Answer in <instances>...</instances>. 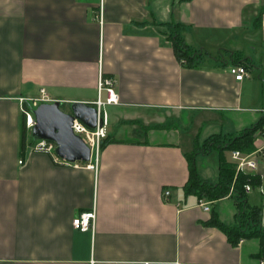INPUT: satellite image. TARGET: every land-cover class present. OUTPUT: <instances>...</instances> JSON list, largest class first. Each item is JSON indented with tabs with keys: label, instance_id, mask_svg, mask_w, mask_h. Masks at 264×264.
I'll use <instances>...</instances> for the list:
<instances>
[{
	"label": "crops",
	"instance_id": "crops-1",
	"mask_svg": "<svg viewBox=\"0 0 264 264\" xmlns=\"http://www.w3.org/2000/svg\"><path fill=\"white\" fill-rule=\"evenodd\" d=\"M170 21L200 52L197 66L176 59L158 26ZM237 59L249 73L241 82L229 73ZM100 75L116 79L118 103L101 109L107 126L114 118L133 132L185 116L198 138L239 134L264 114V0H0V264H259L257 239L233 245L208 224L215 212L237 225L235 201L233 221L223 215L231 197L202 200L205 212L184 196L177 127L141 142L106 126L121 143L99 152L96 169L21 146L22 105L43 90L64 112L95 109ZM253 174L264 189V161ZM245 195L264 211L256 189ZM93 209L94 228L75 230L72 219Z\"/></svg>",
	"mask_w": 264,
	"mask_h": 264
},
{
	"label": "trees",
	"instance_id": "trees-1",
	"mask_svg": "<svg viewBox=\"0 0 264 264\" xmlns=\"http://www.w3.org/2000/svg\"><path fill=\"white\" fill-rule=\"evenodd\" d=\"M162 27L163 33L171 43L174 55L176 59L186 67H195L198 64L199 59L202 57L200 52L189 47L183 37L182 32L184 26L175 23L174 21L158 24ZM239 64V59L235 61ZM23 115V114H22ZM166 125H156L151 128H140L133 130V138L137 140L142 137L141 133L146 137L149 130H163L166 129ZM170 129L169 127H167ZM264 132V117H261L253 126L242 130L238 135H220L215 134L206 138L201 145V153L204 155L215 151L218 154V175L217 181L214 184L203 181L197 174V169L194 162V156H187L188 162V179L183 186L184 196H195L198 200H206L208 202H216L226 197H231L236 203L237 212L235 219L237 225L229 226L221 222L217 213L213 212L208 222L210 226L218 228L227 237L228 241L236 245L240 240L255 238L259 241L260 250L257 254V259L264 257V230L251 228L257 227L260 224L261 209L256 207H249L246 204L244 193V186L251 185L256 187L259 185V178L253 174L246 175L239 173L236 175L235 167L225 159L224 153L230 151H240L242 153H251L255 150V140L257 134ZM31 135V133H30ZM141 142H146V139ZM26 141V129L24 115L21 124V146L25 147ZM110 143H121V141L114 139L113 137H107L100 143L99 151H101L106 145ZM198 143L196 144V146ZM84 164V163H83ZM232 188V193L230 189ZM250 228L248 233L243 231V228Z\"/></svg>",
	"mask_w": 264,
	"mask_h": 264
},
{
	"label": "built area",
	"instance_id": "built-area-1",
	"mask_svg": "<svg viewBox=\"0 0 264 264\" xmlns=\"http://www.w3.org/2000/svg\"><path fill=\"white\" fill-rule=\"evenodd\" d=\"M183 63V62H182ZM229 73L234 77L236 82H241L245 78L249 77V73L247 67L242 64L231 65L229 68ZM116 88V79L109 76L100 75L98 77L97 82V100L94 103L95 110L97 113V122L95 129H90L86 127L83 123L78 120H74L72 124L73 133L79 136L85 145L90 148L91 151V158H93V163H88L87 168L89 169H96V164L98 161L99 156V148L100 143L103 139L107 137V130H106V120L104 116V112L101 111L103 107L109 105H116L118 103V95L115 91ZM104 93L106 95L105 99L101 98V94ZM49 99L43 90L40 91V97L37 99H33L28 101L27 110H25L26 105H22L21 112L25 116V128L28 131H31L35 125V120L32 114V111L38 106H35V102H39V105L42 103H49ZM32 105L35 108H32ZM257 137L260 140V144L255 148V150L251 153H242L240 151H230L229 153V161L235 167L236 175L239 173L251 175L256 172L258 168V164L261 161H264V133L257 134ZM32 152H40L46 153L51 155L57 162H60L64 165H74L78 167L77 163H69L64 160L59 159L54 154L55 145L51 142H47L44 140H37L32 141V145L28 146ZM22 164V161L18 162ZM83 164V163H82ZM86 164V163H84ZM255 175V174H253ZM254 189L258 191L260 196L264 200V189L260 186L252 187L251 185L244 186V193L249 194ZM230 193H232V188L230 189ZM164 196H169V191H164ZM199 204L202 206L205 212L209 211V203L203 202L199 200ZM94 221H95V212L94 209L89 212H84L78 214L76 217L72 219V227L75 230L80 232H86L92 230L94 228ZM239 242H242L240 240ZM143 264H152V263H143ZM259 264H264L263 260L259 261Z\"/></svg>",
	"mask_w": 264,
	"mask_h": 264
},
{
	"label": "water",
	"instance_id": "water-1",
	"mask_svg": "<svg viewBox=\"0 0 264 264\" xmlns=\"http://www.w3.org/2000/svg\"><path fill=\"white\" fill-rule=\"evenodd\" d=\"M35 125L31 130L33 141L44 140L55 145L54 154L69 163H87L91 159L90 148L72 130L74 120L95 129L96 110L87 105L73 103L70 112H64L59 102L42 103L32 111Z\"/></svg>",
	"mask_w": 264,
	"mask_h": 264
},
{
	"label": "rangeland",
	"instance_id": "rangeland-1",
	"mask_svg": "<svg viewBox=\"0 0 264 264\" xmlns=\"http://www.w3.org/2000/svg\"><path fill=\"white\" fill-rule=\"evenodd\" d=\"M190 43L193 46L195 45L193 42H190ZM209 56L216 57V56H218V53L213 50L212 52H210ZM39 97H37V98H39ZM37 98H35V99H37ZM29 101H31V99ZM35 104H36L35 106H37V105H39V102H35ZM35 106L32 105V108H35ZM27 109L28 108L26 105L25 110H27ZM107 111H108V109H107ZM262 115H263L262 117H264V114H262ZM187 119L188 118H186L185 116L184 117L182 116V118H181L182 122H179V120H178V122H176L175 124L174 123L173 124L167 123L165 125L169 128L177 127L180 130L182 136H184L183 137L184 142H183L182 147H183L184 151H186L187 156L191 157L193 153H195V152L197 153L194 156V162H195V166H196L197 174H198L199 178L203 181H207L208 183L214 184L215 181H217L216 179H217V175H218V162H219L218 154L215 151H212L206 155L201 153L202 150L200 151V149H201V145H202V143L206 137L205 136L206 132L200 131V135L198 138V136H197V132H198L197 129L198 128L196 127L195 123L187 122ZM24 121H25V116H24ZM138 127L141 128L143 126L141 124H139ZM180 127H183V128H180ZM248 127H250V126H248ZM209 129H212V127H210ZM107 130L112 134L113 137L118 138V139H124L126 137L133 138V132L131 131V127L129 125L120 124L114 118H110V122H109V125L107 126ZM211 131L212 130H210V132ZM154 134H155V136H160L158 139H160V138L162 140L165 139L164 136L160 135L161 133H159V132H155ZM231 135L235 136V135H238V133H235L233 131V134H231ZM141 136L142 137L140 139H139V137H137V140H144L145 136L143 133H141ZM145 139L147 140V136L145 137ZM153 139H155V137H153ZM188 140H189V143H191V145L193 143V145H192L193 147L190 148L189 146L188 147L186 146L188 144ZM197 143H198V145L196 146ZM30 145H32V140L30 137V131H28L26 129L25 146L28 147ZM224 156H225V159L227 161H229V153H227V152L224 153ZM255 195H256V193H255ZM255 195L252 196V200L250 201L254 205L256 203L258 204L260 202L259 196L256 197ZM260 198H261L262 203L264 204L263 198L262 197H260ZM245 200H246V198H245ZM260 204H261V202H260ZM260 204H259V206H261ZM221 205H222V207L224 206L227 209L225 214H223L224 217L228 218L229 219L228 221H233V219L230 220L232 215L229 214L228 210L229 209H230V211L235 210L234 200L231 199L230 201L222 203ZM218 218L220 220L219 216H218ZM251 229H253V230H256V229L264 230V211L261 210V217H260L259 226L253 227ZM243 231L248 233L250 231V228L244 227ZM260 260L264 261V257L262 259H259V261Z\"/></svg>",
	"mask_w": 264,
	"mask_h": 264
},
{
	"label": "flooded vegetation",
	"instance_id": "flooded-vegetation-1",
	"mask_svg": "<svg viewBox=\"0 0 264 264\" xmlns=\"http://www.w3.org/2000/svg\"><path fill=\"white\" fill-rule=\"evenodd\" d=\"M61 108H62L63 111H66V107L61 106ZM67 110H68V109H67ZM68 112H70V110H68Z\"/></svg>",
	"mask_w": 264,
	"mask_h": 264
},
{
	"label": "bare ground",
	"instance_id": "bare-ground-1",
	"mask_svg": "<svg viewBox=\"0 0 264 264\" xmlns=\"http://www.w3.org/2000/svg\"><path fill=\"white\" fill-rule=\"evenodd\" d=\"M30 133H31V131H30Z\"/></svg>",
	"mask_w": 264,
	"mask_h": 264
}]
</instances>
